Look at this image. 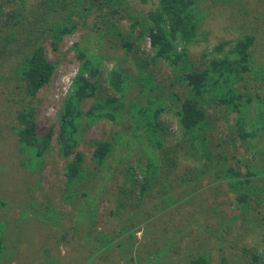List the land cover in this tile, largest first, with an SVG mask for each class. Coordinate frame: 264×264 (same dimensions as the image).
Returning a JSON list of instances; mask_svg holds the SVG:
<instances>
[{
    "label": "trees",
    "instance_id": "1",
    "mask_svg": "<svg viewBox=\"0 0 264 264\" xmlns=\"http://www.w3.org/2000/svg\"><path fill=\"white\" fill-rule=\"evenodd\" d=\"M131 1L148 9L138 10L134 17L128 0H0V140L16 139V159L10 162L9 175L14 176L16 166L17 197L25 186L32 193L42 190L40 174L55 132L58 156L65 160L57 184L60 206L50 199L45 204L33 194L31 204L17 207L9 205V196L0 197V264L16 261L6 262L14 256L6 246L13 209L19 210L16 223L19 218L34 221L37 233L51 227L61 228L62 234L68 230L69 244L85 258L93 257L91 264L102 258L104 264L113 263V237L120 234L129 235L128 244L120 246V254H129L122 255L124 261L159 264L181 250L182 239L195 230L194 225L219 241L213 249L224 264L229 259L223 241L229 233L236 237L231 254H236L238 242L256 240L254 249L240 250L250 264H264V257L256 254L264 249V49L257 54L254 33L239 39L217 35L215 46L195 60L188 50L213 31H206L210 15L203 7L205 0ZM94 13L98 19L90 25ZM126 16L128 32L119 26ZM80 28L86 31L73 45L80 61L78 73L60 99L54 123L40 126L38 93L50 84L56 69L46 56L45 42L57 51L63 38ZM146 36L151 54L140 48ZM109 47L115 53L121 49L122 57L115 59ZM128 57L133 60L131 68L125 64ZM160 64L169 71L163 79L156 75H164L157 69ZM149 66L153 71L147 70ZM88 99L94 102L85 109ZM212 111L217 113L214 122L223 123V131L213 125ZM162 115L175 121L174 130H168ZM103 121L111 123L112 130L102 133L103 138L88 140L86 129ZM210 132L218 135V147H230L232 152L211 148ZM82 146L92 148L89 160ZM237 149L242 150L241 157L235 156ZM176 188L183 196L171 193ZM210 192L220 196L219 202L205 205ZM49 195L43 190L44 198ZM148 200L152 206L148 205L151 211L143 227L146 239L136 246L134 231H140L138 225L142 227L146 219L143 206ZM107 201L110 206L100 213V202ZM224 204L232 215L220 207ZM64 205L71 207L69 223L75 228L57 220L65 213ZM177 212L186 224L175 222ZM208 213L209 218H220L217 227L205 219ZM106 218L119 229L115 235L97 229ZM170 229L174 232L163 247H150ZM192 247L196 253L188 254L187 264L212 261L206 243Z\"/></svg>",
    "mask_w": 264,
    "mask_h": 264
},
{
    "label": "rangeland",
    "instance_id": "2",
    "mask_svg": "<svg viewBox=\"0 0 264 264\" xmlns=\"http://www.w3.org/2000/svg\"><path fill=\"white\" fill-rule=\"evenodd\" d=\"M128 4H130L131 7L130 14L134 17L138 16V10L148 9V7H144L143 5L137 4L131 0H128ZM202 4L203 7L205 6L207 8L208 14L210 15V19H208V23H206V31L207 29L211 28V30H213L214 32L212 31V34H210L211 31H208V34L211 36H207L205 39L200 38V42L194 44L190 48V50H188L189 53L195 58V60H199V56L204 50L209 51L210 49H212L213 45L216 44V40H218L217 35L222 37V39H239L245 34L254 33L257 37V54L259 55L260 50L264 49V17H262L263 23L261 25H259V23L262 18H257L258 16H264V0H205ZM131 15H129V17H131ZM255 15L257 16L255 17ZM94 18L96 20L98 19L95 13L88 19V23L90 25L92 24L91 21ZM119 26L123 31H129L130 25L127 16L126 20L124 19L119 21ZM226 29H228V34L226 33ZM85 31L86 30L84 28H80L75 33L66 35L63 38L61 44L59 45V49L57 51L52 49L49 41L45 42L46 56L52 63H56V69L52 76L50 84L44 87L38 93V96L40 97V105L37 109V122L40 126L45 125V127H47L50 126V124H53L55 121V117L57 116L60 107V99L64 98L65 94L69 91L71 80L73 76H75L76 71L79 68L80 61L77 58L78 52L75 50L73 45L76 40L80 38V35L83 34ZM138 31L139 29H137V32ZM140 48L142 51L146 52V54L152 53L149 39L147 38V36L143 38V43L140 44ZM108 49L110 50L109 54H116L115 59L119 60L122 57L121 49L118 50V53L114 52V48L109 47ZM135 51L136 47L134 48V52ZM261 58L263 59L264 57L262 56ZM118 60L111 62L108 67L112 68V66H114L118 62ZM125 64H127V67H133L132 57H128V61ZM148 69L150 70V72L153 71V68L151 69L150 66L147 67V70ZM157 69H159V71H162L163 74L166 71L169 72L167 67L162 64L158 65ZM156 75L158 76V78L161 79H163V77L165 76V74L163 76H161L162 74ZM135 96V93H133L132 98H134ZM93 102L94 99H88L87 103L84 105V108L89 109L92 106ZM210 115L212 118L213 125L217 124V129L219 131H223V123L220 122V120L219 122H214V119L217 117V113L215 111H212ZM13 119V123L16 122L15 118ZM162 120L165 121V126H168V130L169 128H171V130H174L176 128L175 121L169 115H162ZM8 121L9 123H12L10 120ZM112 128L113 126L111 125V123L103 121L97 123L94 126L88 127L86 129L85 135L88 140L103 138L102 133H109ZM167 135L169 136L167 137V141H171L170 135ZM210 135L213 140V144L210 143V146L211 148H214L216 152L224 150L232 152V149L230 147L225 148L217 146L218 135L216 133L210 132ZM41 136H43V134ZM56 142L57 133L55 132L52 138V142L50 144V148L46 152L47 155H45L44 158L46 162L45 168L40 174L41 177L39 176L41 178L39 182L41 184L42 190L34 191V193H32L29 192L27 186H25V188L23 189V193H21V196L17 197L16 166L13 168L14 176L9 175L12 171V165H10V162L13 163L15 161L14 159H16V139L14 141L13 138L9 139L7 137V139H4V141L0 140V197L9 196V205L12 204L13 206H16L17 204L22 205V203L31 204V202H33L34 200L31 197V194H33L35 196V199L41 200L45 204L48 202V199H50L57 206H60L61 200L59 197V192L57 190V184L58 181L62 178L61 174L63 173L65 160L60 159L61 157L59 158L56 148ZM81 149L86 152V157L89 160L92 155V148L82 146ZM242 155V150L237 149L235 152V156L241 157ZM230 164L232 166H235L233 162H231ZM113 185H117L116 181L113 183ZM43 190L50 191V195L47 197V199L43 197ZM180 190L181 188H176L171 193L177 195L181 194V196H183ZM208 196L209 199L204 202L205 205L219 202L220 196L215 195L213 192H210ZM221 199L224 200V197H221ZM149 204L152 206L151 200L146 201V206H143V215H147L146 219L142 220V227L138 225L140 231H134V237L132 241H137L136 246L139 245L144 239H146L144 238V236H146V233L143 230L146 227H143L147 226L148 223V213L151 211V208H148ZM107 205L110 206V203L108 201L107 203L100 202L99 212L103 213ZM220 207L224 208L225 211L229 212V216L232 215L229 210L230 208L227 204L221 205ZM180 209H182V207H180ZM62 210L65 213H62V216L57 215L59 216V219L57 218V220L61 221L62 223L66 224L67 227H69V225L72 224V222L69 223V221L71 220V216L73 215L68 214V212H70L71 210V207H69L68 205H64L62 206ZM18 211V209H13L11 212H9L10 219H12L13 222L10 225L8 233H6V246H10V248L7 249V253L11 251L13 252L14 256L13 258H10L6 255L7 258L9 257L6 262H9L11 259L16 258V261L14 260L13 264H91L90 259L93 257L90 256L85 258L87 256L85 253L75 249L69 244L67 239L68 230L62 234L61 231L64 230H61V228L55 229L51 227L48 232H46V230L44 229H41L42 233H37L38 226L37 223H35L34 221L32 222L27 218L21 221L19 218V222L16 223V217L19 216ZM133 214L138 216L136 212H133ZM177 214H175V222L182 225L186 224L187 222L185 220L180 219L181 212H177ZM173 215L174 211L171 212L170 216L172 217ZM210 215L211 214L209 213L206 214L205 219H208V222H210L209 224L215 228L218 226L220 218L212 219L209 218ZM238 225H240V223H238ZM29 226L31 228H29ZM71 227L75 228L73 224L71 225ZM193 227L195 228V230H193L190 235L188 234L187 236H185V238L182 239L181 244L183 246L181 250H179L177 254L173 253L167 256L166 258H163L159 262V264H167L166 262L174 260L179 264H187L186 260L188 259V254L191 253L195 255L196 253L197 248L192 246H196L202 242L208 245V252L212 256V261L209 264H224L221 260V255L219 251L213 249L214 247H216L218 240L211 236L207 231H202L201 229H198L195 225ZM97 229L104 231V234L109 236L115 235L117 232H119V229H117L115 226V222L110 225V221L108 218L100 220ZM173 232L174 231H172V229L168 230L165 233L163 232V239H161L160 243L154 241L150 244V247H156L155 245H160L161 247H163L166 243L165 239L167 240V238L171 237ZM250 235L252 237L254 236L253 234ZM64 236L65 240L62 238ZM70 236L71 235H68L69 239ZM224 237L225 240L223 241V246L226 250L225 256H227L229 259V262L226 264H250L249 257H246V254L243 255L240 249H242L243 247L247 249H254L256 240H254L255 242L249 241L247 242V244L242 241L238 242L235 246L237 247L236 254H231L233 253L231 250H233L232 247H234L235 245L234 240L236 237L232 233L225 234ZM39 238H44L45 240ZM128 238V234H120V237H113L116 245L114 248H112L111 251L113 263L112 261H107V264H133V262H131L129 258H127L125 261L124 258H122V255H124V257H129L128 253L120 254V246L128 244ZM226 238H228L227 241ZM210 248H212V250ZM141 250L146 251V247L143 246ZM256 254L264 257V249H258L256 251ZM134 255H136L135 252ZM103 259L105 258H102L101 261L96 260L93 262V264H104Z\"/></svg>",
    "mask_w": 264,
    "mask_h": 264
},
{
    "label": "clouds",
    "instance_id": "3",
    "mask_svg": "<svg viewBox=\"0 0 264 264\" xmlns=\"http://www.w3.org/2000/svg\"><path fill=\"white\" fill-rule=\"evenodd\" d=\"M77 73H78V69H77V71H76L75 76L77 75ZM75 76H73V78H72V80H71V83H70L69 89H70V87L72 86V83H73V81H74V77H75ZM57 115H58V114H57Z\"/></svg>",
    "mask_w": 264,
    "mask_h": 264
}]
</instances>
